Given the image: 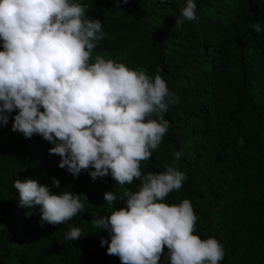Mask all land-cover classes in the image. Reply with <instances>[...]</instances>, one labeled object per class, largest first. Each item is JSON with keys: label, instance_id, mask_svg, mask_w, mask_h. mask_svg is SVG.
Listing matches in <instances>:
<instances>
[{"label": "trees", "instance_id": "16d2710c", "mask_svg": "<svg viewBox=\"0 0 264 264\" xmlns=\"http://www.w3.org/2000/svg\"><path fill=\"white\" fill-rule=\"evenodd\" d=\"M74 2L88 6L86 18L102 22L105 36L93 59L101 55L153 78L159 72L174 93L165 114L169 130L141 163L142 175L165 171L173 153L182 151L177 163L187 180L167 202L191 201L196 234L224 247L220 264H264V32L252 28H264V0H195L198 19L177 30L186 0ZM15 114L0 126V264H121L101 246V237L110 241L108 232L96 233L91 220L110 214L106 191H135L141 181L121 187L110 175L93 181L82 171L74 177L49 154L54 145L12 130ZM52 177L60 180L52 191L86 194L88 201L81 197L84 211L68 222L41 226L39 206H21L13 183L33 178L51 188ZM72 227L91 233L66 241Z\"/></svg>", "mask_w": 264, "mask_h": 264}, {"label": "clouds", "instance_id": "9594fccd", "mask_svg": "<svg viewBox=\"0 0 264 264\" xmlns=\"http://www.w3.org/2000/svg\"><path fill=\"white\" fill-rule=\"evenodd\" d=\"M87 7L74 0H0V126L15 112L12 130L54 145L49 154L74 177L82 171L93 181L110 175L121 187L141 181L135 191H106L110 214L91 220L96 233L108 232L111 239L101 237V246L121 264H162V256L166 264H220L224 247L196 234L191 201L166 199L187 180L177 163L183 152L175 151L163 172H141L169 130L165 114L174 93L159 72L153 78L101 55L93 59L105 33L100 19L85 17ZM196 9L195 0H186L173 30L196 21ZM252 28L264 32L259 23ZM51 179V188L33 178L13 183L21 206H39L41 226L68 222L88 201L86 194L52 191L60 180ZM118 201L125 206L116 208ZM89 233L72 227L64 239Z\"/></svg>", "mask_w": 264, "mask_h": 264}]
</instances>
